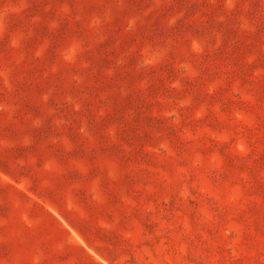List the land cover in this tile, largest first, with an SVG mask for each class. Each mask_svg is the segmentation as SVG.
I'll return each instance as SVG.
<instances>
[{"label":"rangeland","instance_id":"rangeland-1","mask_svg":"<svg viewBox=\"0 0 264 264\" xmlns=\"http://www.w3.org/2000/svg\"><path fill=\"white\" fill-rule=\"evenodd\" d=\"M0 264H264V0H0Z\"/></svg>","mask_w":264,"mask_h":264}]
</instances>
